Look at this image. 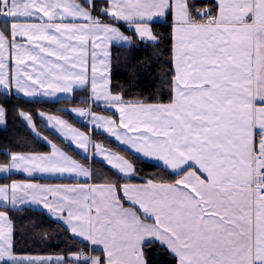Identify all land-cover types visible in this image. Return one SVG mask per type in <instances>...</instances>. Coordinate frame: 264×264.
Here are the masks:
<instances>
[{
  "label": "snow or ice",
  "instance_id": "6c2138e0",
  "mask_svg": "<svg viewBox=\"0 0 264 264\" xmlns=\"http://www.w3.org/2000/svg\"><path fill=\"white\" fill-rule=\"evenodd\" d=\"M138 42L169 45L155 61L167 100L139 90L134 63L113 85V48ZM77 90L87 95L77 101ZM58 94L91 129L40 111L57 144L17 109L51 147L0 162L9 180L0 183V264H264V0H0V96ZM101 105L118 120L95 111ZM7 116L0 103V125ZM97 157L107 171L89 163ZM140 158L162 174L133 182ZM35 208L82 246L55 256L21 250L25 235L47 239L30 216L18 227L17 215Z\"/></svg>",
  "mask_w": 264,
  "mask_h": 264
},
{
  "label": "trees",
  "instance_id": "16d2710c",
  "mask_svg": "<svg viewBox=\"0 0 264 264\" xmlns=\"http://www.w3.org/2000/svg\"><path fill=\"white\" fill-rule=\"evenodd\" d=\"M163 29L157 28V31H162ZM169 45H162L163 51H159L143 43H137L129 49L125 48H114V54H117L120 58L121 66L113 67V85L119 88L120 85L124 84L128 79L127 67L134 63L142 74V79L140 80V91L144 93L145 96H158L167 100V89L163 93H158V81L160 79V63H156L157 60H166L168 56L167 48ZM86 96L85 92H77L74 95V99L79 101ZM0 103H5L8 110V116L4 128H0V162L8 159L5 154L9 151H28V152H42L47 150V147L40 142L34 135L29 132L25 124L21 121L17 114V109L22 108L25 111L31 112L35 122L37 123L39 129L51 136L53 140L57 143H61V140L50 132L41 123L38 113L40 111L50 112V113H60L69 118L73 123L77 124L81 128L88 131L86 125H84L79 120H76L71 115L65 113L63 110L65 107H73L74 105L66 102L65 100L57 102H46V101H33L30 103H24L23 99H13L10 102L5 101L4 97L0 96ZM109 147L114 149H123L119 147L116 143L110 142ZM65 144V143H64ZM66 145V144H65ZM74 154V153H73ZM124 154H130L129 151H125ZM131 158V156H130ZM136 162L137 176L142 178H149L153 176L161 175L160 167L143 159H138ZM94 168L98 171H107V167L98 163L97 161H92ZM1 180V179H0ZM134 180H139L135 178ZM6 181V180H1ZM26 216H30L33 221H42L44 224L43 231L47 233V239H41L40 234L36 235H25L22 240H19V247L21 250L28 253H63L66 251L65 245L68 247H81L82 245H76L70 243L67 239V234L64 229L52 220L46 218V216L39 211H29L20 213L17 215L18 227L21 226L19 221ZM23 234V233H22Z\"/></svg>",
  "mask_w": 264,
  "mask_h": 264
},
{
  "label": "crops",
  "instance_id": "0c3cea01",
  "mask_svg": "<svg viewBox=\"0 0 264 264\" xmlns=\"http://www.w3.org/2000/svg\"><path fill=\"white\" fill-rule=\"evenodd\" d=\"M114 48H116V47H114ZM114 48H113V50H114ZM77 92H84L83 90H77L74 94H73V97H74V95L77 93ZM86 93V92H85ZM86 95H87V93H86ZM58 97H59V99H52V100H49V99H40L39 101H46V102H57V101H61V100H65V97H64V94H58ZM23 99V98H22ZM71 107H65L64 109H70ZM95 111H97V112H99V113H101V114H107V115H110V116H113V118H115V119H117L118 120V118H119V114L118 113H115V111H114V109L113 110H107V111H105V109L103 108V106L101 105L100 107H97V108H95ZM45 113H50V112H45ZM51 114H57V115H63V114H60V113H51ZM71 116L73 117V118H75L76 120H79L81 117H77V116H75V114H71ZM63 117L65 118V119H67V120H69V122L70 123H72L75 127H77V128H79L81 131H85V132H89L90 131V129H91V125L90 124H88V125H86V127L88 128V131L86 130V129H84V128H81L80 126H78L77 124H75V123H73L69 118H67L66 116H64L63 115ZM39 118H40V120H41V123L45 126V123L42 121V118L39 116ZM21 119V118H20ZM21 121L25 124V122L21 119ZM5 127V124L4 125H0V128H4ZM46 127V126H45ZM28 130H29V132H30V129L29 128H27ZM46 129H48L50 132H52L55 136H57L60 140H62V138L59 136V134H57V133H55L52 129H50V128H48V127H46ZM34 135V134H33ZM44 135H47V134H45L44 133ZM48 136V139H51L54 143H57L55 140H53V138L51 137V136H49V135H47ZM35 137V136H34ZM37 138V137H36ZM40 142H42L46 147H47V150H45V151H42V152H38V153H46V152H48V151H50V145L49 144H47V142L45 141V140H43L42 138H37ZM111 139V138H110ZM65 144L67 143L66 141L64 142ZM57 144H59V143H57ZM119 147H121V148H125V146H119ZM127 151H129L130 152V150H127ZM77 152H79V155L77 156L76 155V153L75 152H73L72 154L74 155V156H76V158L77 159H83V157H84V155H86L85 153H83V151L82 150H77ZM141 159H143V160H145V161H147V162H150V163H152V164H155V165H158V162L157 161H153V160H147V159H144V158H141ZM96 161L98 162V163H100V164H102L101 162H100V158L99 157H97V159H96ZM89 163H91L92 165H93V163H92V160H91V158H89ZM102 165H104V166H106L107 168H108V166L106 165V164H102ZM94 167V166H93ZM136 178H138L139 180L140 179H147V178H142V177H139V176H136ZM0 179L1 180H6V181H1L0 180V183H7V182H9V180L8 179H6V178H3V176H0ZM12 179H18V180H23V181H31V182H37V183H50V182H69L68 180H63V181H60V180H55V181H53V180H50L47 176H44V175H41V174H37L36 175V177L35 178H32V177H27L25 174H20V173H16V174H14L13 176H12ZM138 180H134L133 182H137ZM34 211H39V212H41V213H43L42 211H41V209L40 208H35L34 209ZM52 221H54V220H52ZM55 222V221H54ZM55 223H57V222H55ZM59 224V223H58ZM60 225V224H59ZM60 252H55V253H31V254H39V255H52V256H55V255H57V254H59ZM95 254H99V252H97V253H95Z\"/></svg>",
  "mask_w": 264,
  "mask_h": 264
},
{
  "label": "built area",
  "instance_id": "2783aa9c",
  "mask_svg": "<svg viewBox=\"0 0 264 264\" xmlns=\"http://www.w3.org/2000/svg\"><path fill=\"white\" fill-rule=\"evenodd\" d=\"M83 119V122H87L84 118H82Z\"/></svg>",
  "mask_w": 264,
  "mask_h": 264
}]
</instances>
